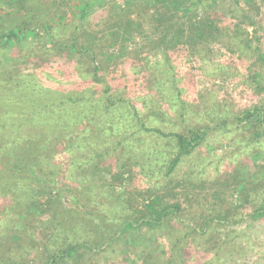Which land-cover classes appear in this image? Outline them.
I'll list each match as a JSON object with an SVG mask.
<instances>
[{"label": "rangeland", "instance_id": "374dc122", "mask_svg": "<svg viewBox=\"0 0 264 264\" xmlns=\"http://www.w3.org/2000/svg\"><path fill=\"white\" fill-rule=\"evenodd\" d=\"M86 1L0 0V44L5 35L18 37L0 48V124L30 121L34 112L42 121L49 116L44 113L53 109L42 110L44 103L54 104L45 98L33 106L26 95L91 98L62 108L67 126L54 132L48 118L37 120L40 126L19 125V135L41 137L44 157L51 158L43 167L51 176L42 179L68 217L50 233L52 219L16 218L0 188V259L44 264L45 252L65 240L83 247L70 264H152L172 250L176 264H264V137L241 121L242 112L264 102V0H185L189 10L177 14L183 36L190 20L208 17L215 38L204 43L189 36L171 51L156 46L161 29L146 0H88L81 19ZM129 20L133 42L111 35ZM18 27L36 32L19 34ZM72 39L87 52L49 47ZM94 62L115 108L92 105L98 95L86 90L102 88L91 78ZM128 103L149 128L164 134L207 128V137L169 172L174 140L141 131ZM36 172L22 176L20 191ZM154 197L179 212L160 227L141 226ZM125 218L133 227L122 229Z\"/></svg>", "mask_w": 264, "mask_h": 264}, {"label": "trees", "instance_id": "16d2710c", "mask_svg": "<svg viewBox=\"0 0 264 264\" xmlns=\"http://www.w3.org/2000/svg\"><path fill=\"white\" fill-rule=\"evenodd\" d=\"M187 1V0H186ZM185 0H146L147 4L154 8V16L152 17L154 24L159 26L161 29V36L157 39L159 40L156 46L160 48V50L171 51L174 50L178 45L181 44L183 38H189L196 42H204L206 43L209 39L214 37V32L217 30L213 21L208 17H196L194 20H190L189 25H187L189 35L183 36L185 32V22L180 23L177 14H181L189 10L188 4ZM89 7V1L85 2V7L81 14V19L85 17L87 14L86 9ZM129 22V23H128ZM123 24L119 28H116L114 33L111 35L121 36L126 35V39L124 40L127 43H131L134 40L133 36V27L130 23L132 21H128ZM19 31L16 33L24 34L23 28L18 27ZM24 32V33H23ZM35 28H31L30 32L25 34H29L34 36ZM48 31H44L45 34ZM40 35V33L38 34ZM137 36H143L142 33H137ZM183 36V37H182ZM215 38V37H214ZM213 38V39H214ZM18 40L17 36L5 35L3 37V43L1 42L0 48H5L10 44L16 43ZM211 41V40H210ZM55 50V52H61L64 50L70 52H87L85 50L86 47L82 45L76 44L73 39L71 40V44L64 45L63 47L59 46L57 42H51V47ZM82 49L80 51L79 49ZM64 49V50H63ZM67 51V52H68ZM65 52V51H64ZM82 55V53H80ZM114 52L106 57L111 59L114 58ZM112 58V59H113ZM93 70L90 73L91 78L95 79L94 83L96 85H102L101 92L98 93L96 91L86 90L89 92V95L96 94L93 107H96L98 104L102 109L108 110L116 107V101L113 100V93L111 91V87L109 85H104L100 83L98 79L99 70H101V64L94 62L91 63ZM87 78L88 75H87ZM174 86V85H173ZM87 94L84 93H75L71 94H63L62 96L55 95L54 93L46 96L44 94H35L31 96H27V101L33 106L39 104L41 99H45L50 101L54 106H50L44 103L45 107H51L53 110L50 113H44V115H49L47 118L50 121V129L48 132H54L56 127H65L67 126V120L62 118V108H66L67 105L71 103V105L83 103L90 104L91 98L86 97ZM35 106V107H36ZM128 106L131 107L133 112V118L137 126L144 133H154L159 135L161 138H171L175 142V157L170 162L168 171H172L174 167L181 161L182 158L191 155L196 148L204 142L207 137L208 129L207 128H197V129H189L186 133L177 134V133H169L164 134L162 131L158 129H152L147 127L139 118L137 112L133 108V106L128 103ZM241 121L245 124H252L261 130V133L264 137V102L260 106H255L246 111L242 112ZM34 118L28 121L27 117L23 120H18L16 124H0V188L5 191L6 195L9 197L11 202V208L15 210L16 218L20 219H31L36 214H41L44 216H48L47 219H52L54 222L53 227L48 228L50 233L56 232L59 230V226L64 219L68 217V212L61 206V201L55 195L47 193L46 183L47 179H42L43 175L51 176L50 173L44 174V164L49 165L51 158L44 157L46 152H44L45 148H42L40 144L41 137L35 135L34 131H30L29 133L23 132L22 135L18 134L19 125H23L26 123L37 122V120L42 121V118H39L40 114L38 112H34ZM47 118L43 119L42 122H46ZM13 119V117H11ZM15 121V119H14ZM27 125H30V124ZM35 123V124H36ZM17 126V128H14ZM40 126V124H39ZM35 135V136H34ZM55 164L52 163L51 169L55 170ZM29 170H35L38 174V177H30L29 179V188L28 190L20 191L19 186L25 180ZM42 175V176H41ZM34 176V175H33ZM60 205V207H59ZM58 206V207H57ZM146 211L149 213L147 219H144L141 226H145L148 228H157L160 227L164 222L168 221L171 217H175L179 212V206L175 204H166L163 203L162 198L154 197L145 205ZM63 212V213H62ZM262 212V211H261ZM59 214H62L59 217ZM67 215V217H65ZM255 217H259L260 213L255 212ZM61 220V221H60ZM67 221V220H66ZM129 226L133 227L132 222L125 218L122 220V229L129 228ZM121 229V230H122ZM127 230V229H126ZM63 234L66 230L62 231ZM176 243H170L171 246H174ZM83 247L76 243H68L67 241H63L61 248L51 249L46 253V261L44 264H70V261L73 262L75 257ZM167 258L162 259L161 261H152V264H176V260L173 255L176 253L175 250L171 251ZM156 257V253L153 252ZM0 264H22L15 261H3L0 259ZM72 264V263H71Z\"/></svg>", "mask_w": 264, "mask_h": 264}]
</instances>
